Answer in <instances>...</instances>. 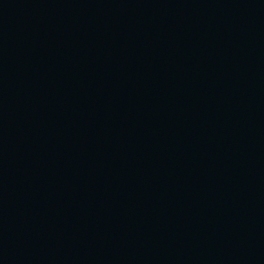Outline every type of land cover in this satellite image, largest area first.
I'll return each instance as SVG.
<instances>
[{"label": "water", "instance_id": "1", "mask_svg": "<svg viewBox=\"0 0 264 264\" xmlns=\"http://www.w3.org/2000/svg\"><path fill=\"white\" fill-rule=\"evenodd\" d=\"M0 264H264V0H0Z\"/></svg>", "mask_w": 264, "mask_h": 264}]
</instances>
